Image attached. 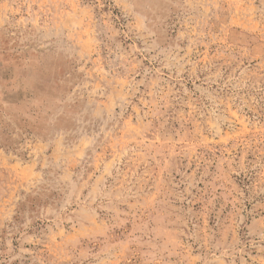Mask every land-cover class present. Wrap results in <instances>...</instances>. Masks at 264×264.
Wrapping results in <instances>:
<instances>
[{"label":"rangeland","instance_id":"rangeland-1","mask_svg":"<svg viewBox=\"0 0 264 264\" xmlns=\"http://www.w3.org/2000/svg\"><path fill=\"white\" fill-rule=\"evenodd\" d=\"M0 264H264V0H0Z\"/></svg>","mask_w":264,"mask_h":264}]
</instances>
